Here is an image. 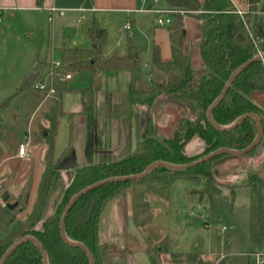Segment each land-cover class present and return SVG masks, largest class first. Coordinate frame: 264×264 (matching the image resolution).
Here are the masks:
<instances>
[{
    "label": "trees",
    "instance_id": "obj_1",
    "mask_svg": "<svg viewBox=\"0 0 264 264\" xmlns=\"http://www.w3.org/2000/svg\"><path fill=\"white\" fill-rule=\"evenodd\" d=\"M166 4L167 11L172 12V23L165 28L170 39L171 60L163 62L159 47L154 46L152 65L163 78L160 81L152 79L149 91L130 90L122 96V117L136 116L135 108L139 106L148 111L145 127H140L137 133L135 154L123 160H117L112 154L104 152L96 163V154L104 151L98 134V90L94 84L87 89L72 90L64 78L69 74L82 76L88 72L92 80H95L102 73L135 71L140 62L138 46L129 37L127 55L108 58L104 55L107 32L93 24L90 47L63 46L60 49L62 67L55 71L56 94L49 100L43 115L48 125L40 126L38 130L39 141L46 148L42 159L43 173L35 203L24 220L17 221V212L26 211L29 192L26 191L15 199L4 185L0 188V263L11 247L26 237H32L45 251L48 264H90L84 250L68 244L61 236L62 217L75 195L110 179L140 176L157 162L176 166L196 162L198 158L186 154V146L194 140L201 141L206 147L204 156L221 149L244 151L256 140L259 132L256 120L247 119L235 129L219 131L209 122L208 111L220 97L234 72L261 54L264 55V16H261L264 0H246L247 9L243 11V17L238 14V8L232 0H166ZM186 18L196 22L200 35L198 47L204 64L200 70L194 69L191 55L186 49ZM46 65V60L38 57L32 72L23 79L15 95L0 105V136L7 130L3 125V114L18 97L35 91L36 85L42 81L41 73ZM208 68L211 74L206 71ZM74 92L81 97V114L86 121L85 161L79 164L72 182L64 189L62 199L53 213L45 218L49 203L62 183V168L71 162L76 149L75 115H69L68 143L56 157L55 137L61 119L66 117L64 99L67 94ZM260 93H264V60L252 63L235 79L227 95L213 112L215 123L227 128L243 116L257 115L263 129L262 144L264 104L255 99ZM157 101H167L180 111L181 115L171 137L157 127L149 112ZM257 149L258 147L247 156L255 154ZM225 157L226 155L216 157L181 172L157 168L145 178L109 183L95 189L79 199L68 214L65 224L67 239L84 245L93 256L95 264H102L99 229L105 208L119 195L125 198L130 192L133 224L143 231L154 223V204L168 203L174 183L180 180L199 186L193 194L198 195L201 201L208 200L214 210L217 197L222 194L214 163ZM238 189H245L250 193L249 243L254 248L251 251H255L264 247V167L250 172L242 184L231 186L229 210L233 209ZM14 203L22 205L17 212L7 208ZM147 240L141 247L148 255L150 264H163V257L167 255L186 264H230L229 258L220 260L217 256L202 255L197 251L187 255L173 254L169 237L159 242L149 238ZM6 264H44L43 253L36 244L28 242L19 247Z\"/></svg>",
    "mask_w": 264,
    "mask_h": 264
},
{
    "label": "rangeland",
    "instance_id": "obj_2",
    "mask_svg": "<svg viewBox=\"0 0 264 264\" xmlns=\"http://www.w3.org/2000/svg\"><path fill=\"white\" fill-rule=\"evenodd\" d=\"M152 4H155L157 8L167 10L166 0H158L157 3H155V0H148L146 3V10H148ZM242 9L243 10L241 11H246V4ZM8 18L9 17L6 16L1 17L4 25L8 24ZM59 19L60 17L57 18L55 22L59 21ZM37 21L38 26L35 25L33 28H30L33 30L27 29L24 25H20V22H14L12 30L5 40L18 45H28L30 44L29 40H32L36 50V60L38 57L49 59L52 44L54 47L53 59L60 62L61 55L59 49L64 43H69L70 46L75 43L78 47H90L85 32L88 27L86 20L83 22L86 25L83 29H78L74 26L73 28L66 30L65 33L61 30L56 34L55 43L53 42V27L50 26L48 18L45 16ZM108 21L109 24H107V27L110 35L107 47L105 48V54L112 55L111 53H113L115 49L125 54L127 52L126 40L128 37H132L135 44L139 47V52L141 54L140 73H137V77L141 79L144 84L148 85L147 80L151 77L152 61L151 51L148 50L147 32L148 30H153L154 26H156V18L153 11H146L145 14L137 15L135 28L132 31L123 30L124 25L128 21L124 15H111V17L108 18ZM40 25H43L42 33L38 32ZM188 29L191 38L194 39L195 36L193 34H195V32L193 23H188ZM122 39H124V41ZM195 64L197 67L198 59L194 60V65ZM49 72L50 65L48 64L44 67V70L41 73L42 81L48 80ZM71 75L74 78H72L73 81H66L67 83L70 82L71 88L87 87L93 84L92 78L88 72L83 73L82 76ZM161 77L162 75L157 73L154 80L160 81ZM109 88L110 91L112 89L121 91L129 89L126 75L121 76V81L118 85L115 81H110ZM41 95H43L42 105L44 104V106L34 118V122H29L28 125L24 122L23 108L17 107L21 102V99H18V102L16 101L12 108L3 114V125H5L7 130L2 136H0V185H4L5 189L15 199L20 197L21 194L26 191L28 193V185H23L22 183L24 181L22 182L19 178L16 179V177L13 176L15 173L11 172L10 166L1 165L2 158L6 154H14V151L17 150V148L19 149L21 142L22 144H29L28 150L31 152L38 149V145L42 144V142L39 141L40 132L38 130L41 125V120H43L44 111L47 108V102L51 99H46L44 94ZM261 96L264 97V93H260L255 99L257 102L262 99L263 102H261V104H264V99L261 98ZM8 98V96L0 97V105ZM147 112V108L141 106L136 108L135 112L138 119L143 118L144 127ZM149 112L158 128L164 131L169 137L174 135L175 123L181 115L176 106L157 101L155 107ZM85 135V128L82 129V127H80L77 129L75 146L78 147L77 150L79 157H82V163L85 161L82 152L85 145ZM262 144H260V146ZM260 146H258V149ZM258 149L252 156L246 155L237 157L234 161H229L228 163L215 167L217 181L222 186V194L217 197L214 210L211 209L208 200L205 199L201 201L198 195L193 194V191L199 186L186 180H180L175 182L172 187L170 201L166 208V214H161V216L156 219L155 225L142 231L136 228L132 222V199L130 192L125 198L122 195H119L105 208L101 216L99 239L100 232H102L106 238H110L113 235L118 238V240L115 239L114 241H100V243L103 244L102 264H130V255L137 250L143 251L141 247L142 243L132 239L130 235L131 227L132 229L134 228L133 230H135L134 232H136V234L140 235L145 240V244L149 237H151V241L152 239L157 241L169 237L173 254L187 255L197 251L202 255L217 256L220 260L229 258L230 264H248L247 256L252 252L251 250L254 249L251 247L248 237L249 191L238 189L233 202V209L229 210L228 205L231 203V186L242 184L250 172L258 171L264 167V162L261 164V161L264 159V151L258 156ZM45 150L46 148L44 147L42 152L43 155ZM205 151L206 147L199 140H194L186 146V154L191 157H196L198 160L206 157V155L204 156ZM259 159L261 161H259ZM255 164L256 166H258V164L261 166L256 167ZM61 172L62 183L59 184L58 191L53 195L49 203L45 218L53 213L55 207L62 199L64 189L69 184V178L66 173L63 171ZM21 202L23 205V199ZM14 204H18L15 209L17 212L22 205L20 203ZM112 209L118 211L116 216ZM29 211L30 210L27 208L25 212H17V221L24 220ZM116 217L119 218L121 223L120 228L118 225H115ZM40 227L41 224L37 228L39 229ZM224 228L225 230L222 231ZM163 264L186 263L175 261L170 255H167L163 257Z\"/></svg>",
    "mask_w": 264,
    "mask_h": 264
},
{
    "label": "crops",
    "instance_id": "obj_3",
    "mask_svg": "<svg viewBox=\"0 0 264 264\" xmlns=\"http://www.w3.org/2000/svg\"><path fill=\"white\" fill-rule=\"evenodd\" d=\"M203 2L204 0H199ZM238 10H243L245 6L246 0H232ZM158 0H155L157 3ZM56 7L60 10L65 11V15L60 17L59 21H54V23L50 24L53 27V37L54 43L56 34L61 30L65 33L66 30L73 28L76 26L78 29H83L86 25L83 23L86 20L87 29L86 35L91 44L92 31L91 27L93 24H97L101 29L107 32V40L104 46V55L108 58L111 57H124L128 52V38H127V52L124 54L121 51L115 49L112 55L105 54V48L107 47L109 41V30L108 18L111 15H124L128 21L124 25L123 30H125V26L131 25V30H134L136 23V16L145 14L146 11H150L157 9L155 4H152L148 10H146V4H142L140 0H0V10L2 11V17H9L8 24L4 25L3 21L0 23V97L8 96L11 98L15 95L18 87L22 83L23 79L28 76L34 66L36 65L35 59L36 50L34 46V42L29 40L28 45H18L14 43H10L5 38L12 30V26L14 22H20V25H24L27 29L33 28V26H38L37 20H40L45 16L48 18L49 22V8ZM161 9V8H158ZM39 18V19H38ZM12 19V20H10ZM82 19V23L78 26V20ZM193 23L195 37L191 38L188 23ZM32 25V26H31ZM185 27L188 32L186 49L191 55L193 67L196 70H200L204 67V64L200 57L199 52V43H200V35L197 29V24L194 20L186 18L185 19ZM33 30V29H30ZM43 25H40L38 28V32L42 33ZM26 32V31H25ZM33 32V31H31ZM148 50L151 51V61H152V51L154 46H158L160 50L161 59L163 62H169L171 60V49H170V39L169 34L165 28H158L154 26L153 30H148ZM192 35V36H193ZM124 41V39H122ZM135 42V41H134ZM53 43V44H54ZM63 46H67L70 48L78 47L75 43L70 46L69 43H64ZM62 46V47H63ZM60 47V49L62 48ZM83 48V47H80ZM139 48V47H138ZM59 49V53H60ZM54 47L51 44V50L49 59H45L47 65L50 63L51 57H53ZM61 55V54H60ZM38 57V56H37ZM198 59V65H194V60ZM140 64H141V54H140V62L137 70L135 71H119V72H107L100 74L96 79L95 83L92 80V83L96 86L98 90V99H97V114H98V131L100 136L101 147L104 148V151H100L96 154V163L100 161L104 152L112 154L117 160H123L130 155L135 154L137 149V133L139 128H143V118H139L137 116L134 117H122V105L121 99L122 96L130 90L145 92L149 91L151 88V80L157 75V72L154 70L152 65L151 77L147 80V84H144L141 79L137 77V73H140ZM148 66V64H147ZM126 75L128 80L129 89L127 90H117L112 89L110 91L109 82L115 81L118 85L121 81V76ZM91 76V75H90ZM163 76L161 77V79ZM74 79V78H73ZM72 79V81H73ZM71 81V82H72ZM92 84V85H93ZM70 87V82H68ZM92 85L87 87H79V88H71L72 90H81L90 88ZM11 96V97H10ZM8 98V99H9ZM261 98L264 99L263 96ZM18 99H21L20 103L17 107L23 108L24 112V122L28 125L29 122H34V118L39 113L42 105L43 95L39 92L34 91L30 93H26L18 97L15 102H18ZM6 101V100H5ZM3 101V102H5ZM263 102V100H259V103ZM48 103V102H47ZM164 103H168L167 101ZM170 104V103H169ZM173 105V104H170ZM13 106V105H12ZM12 108V107H11ZM10 108V109H11ZM138 108V107H136ZM135 108V112H136ZM20 111V112H21ZM83 107L81 97L78 93H70L65 96L64 99V113L66 117L62 118L60 124L58 126L57 135L55 137V147H56V157L62 152V150L66 147L69 139V124L68 118L69 115H75L74 117V126H75V135L77 129L82 127L85 128V118L82 116ZM137 114V113H136ZM142 114V113H141ZM41 125L47 127V122L43 119L41 120ZM19 135V133H18ZM24 136V135H23ZM36 136V135H34ZM20 142V141H19ZM22 142L20 143V146ZM44 145H38V149L35 151H29L26 158L18 157L19 149L15 150L14 154H6L2 158L1 165L10 166L11 172L15 173L13 176L20 179V181H24L26 183H22L23 185H28L29 192V202H28V210H30L36 200L38 185L43 173V165H42V152L44 149ZM29 149V147H28ZM78 147H76L74 154L76 156V161L79 164H83L81 162V158L79 157ZM80 150V149H79ZM83 158H84V149ZM264 155V154H263ZM260 156V155H258ZM237 158V157H236ZM236 158L229 160L234 161ZM254 159V158H253ZM263 159V158H262ZM227 161L226 163H228ZM259 161H261L259 159ZM81 162V163H80ZM264 162V159L261 161V164ZM256 163V162H255ZM256 166V164H255ZM261 166L258 164L259 167ZM255 167V169H256ZM216 175V174H215ZM27 179V180H26ZM5 181V180H4ZM7 181V180H6ZM5 183V182H4ZM2 185H0L1 188ZM196 190V189H195ZM168 203L158 202L154 204L155 211V220L153 225L156 223V219L161 216V214H166V208ZM114 215L118 214L117 210H113ZM133 222V221H132ZM115 225H118L120 228L119 218L116 217ZM248 228H249V220H248ZM117 229V227H116ZM134 229V228H133ZM130 228V235L132 239L138 241L139 243L145 244V240ZM249 234V233H248ZM149 236V235H148ZM249 237V235H248ZM151 237H149L150 239ZM118 240L114 235L110 238H106V236L100 232V241L104 240ZM164 239V238H163ZM162 239H159L154 242H159ZM103 245V244H101ZM251 248V247H250ZM212 255V254H211ZM130 264H150L148 255L143 251H134L132 255H130Z\"/></svg>",
    "mask_w": 264,
    "mask_h": 264
},
{
    "label": "water",
    "instance_id": "obj_4",
    "mask_svg": "<svg viewBox=\"0 0 264 264\" xmlns=\"http://www.w3.org/2000/svg\"><path fill=\"white\" fill-rule=\"evenodd\" d=\"M261 60H264V55H261V56L255 58L254 60L248 62L247 64H245L244 66L239 68L237 71H235L234 74L232 75V77L230 78L229 82L227 83L225 89L223 90L222 94L220 95V97L213 103V105L211 106V108L208 111L209 122L211 123V125L213 127H215L219 131H229V130L235 129V128L239 127L247 119L252 118V119L256 120V122L258 124V128H259L258 136H257L256 140L254 141V143L248 149H246L244 151H232V150L221 149V150H219L213 154H210V155H208V156H206V157H204V158H202L196 162H193L189 165H184V166H176V165H171V164H167V163L157 162V163L152 164L150 167H148L147 170L140 176H131V177H125V178L110 179V180L95 184L91 187H88L72 198V200L69 202V204H68V206L64 212V215H63L62 220H61V236H62L63 240L65 242H67L68 244L74 246V247H78V248H81L82 250H84L90 259V264H95V260H94L93 256L91 255V253L88 251V249L82 244L73 243V242L69 241L67 239L66 233H65V224H66V219L68 217V214L70 213L72 208L75 206V204L78 202V200L81 199L83 196H85L86 194L94 191L95 189H97L103 185L109 184V183L127 182V181L136 180L139 178H145L157 168H164V169L171 170V171L181 172V171H186V170H188L192 167H195L199 164H202L204 162L210 161L216 157L226 155L225 158H222V159H220L214 163V167H216V166L222 165V164L226 163L227 161L232 160L236 157L246 156L249 153H251L253 150H255L259 146V144L263 138V129L261 126L260 119L258 118L257 115L250 114V115L243 116L240 119H238L232 126L227 127V128H223V127L218 126L215 123V121L213 119V112L218 107V105L223 101V99L227 95L229 89L232 87L235 79L241 73H243L252 63L257 62V61H261ZM206 71L209 74H211V70L209 68L206 69ZM263 151H264V140H263V144L259 147L257 154L260 155V154H262ZM77 169H78V164L76 161V156H75V154H73L71 162L62 168V171L65 172L67 177L69 178V181H68L69 184L72 182V180L75 176V171ZM17 206H18V204L8 205L7 208L11 211H14L17 208ZM28 242H33L34 244H36L40 248V250L43 253L44 264H48L47 255H46L45 251L43 250L42 246L38 243V241H36L32 237H26V238L22 239L21 241H19L18 243H16L13 247H11L7 251V253L4 255V257L2 258L0 264H6L8 259L12 256V254L19 247H21L22 245H24L25 243H28Z\"/></svg>",
    "mask_w": 264,
    "mask_h": 264
},
{
    "label": "built area",
    "instance_id": "obj_5",
    "mask_svg": "<svg viewBox=\"0 0 264 264\" xmlns=\"http://www.w3.org/2000/svg\"><path fill=\"white\" fill-rule=\"evenodd\" d=\"M148 0H140L142 4H146ZM155 18H156V26L158 28H166L167 26L171 25L172 23V17L170 11L163 10V9H154L152 10ZM184 14L183 12L181 13ZM238 14L243 17L244 12L241 10H238ZM65 15L64 10H60L56 7H50L49 8V23L52 24L54 21L59 18L63 17ZM261 16H264V11L261 12ZM1 17H2V11L0 10V23H1ZM82 23V19L78 20V26ZM126 31L131 30V25L125 26ZM262 55V54H261ZM260 55V56H261ZM50 72L48 75V80H43L40 83H38L35 87V90L41 94L45 95L46 99H51L55 96L56 90L54 87V78H55V71L62 67V62L55 61L53 57H51L50 60ZM73 76L71 74L67 75L64 80L69 81L72 80ZM28 146L29 144H22L19 147L18 157L20 158H26L28 155ZM225 228L222 230L224 231ZM248 264H264V247L257 249L255 251H252L248 254Z\"/></svg>",
    "mask_w": 264,
    "mask_h": 264
}]
</instances>
